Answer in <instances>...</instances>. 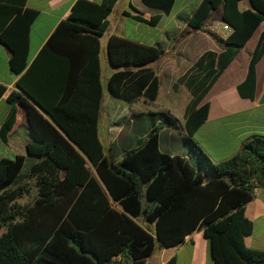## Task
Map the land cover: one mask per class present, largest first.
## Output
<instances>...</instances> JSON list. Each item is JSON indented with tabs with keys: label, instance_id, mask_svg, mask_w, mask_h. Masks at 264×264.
<instances>
[{
	"label": "trees",
	"instance_id": "obj_1",
	"mask_svg": "<svg viewBox=\"0 0 264 264\" xmlns=\"http://www.w3.org/2000/svg\"><path fill=\"white\" fill-rule=\"evenodd\" d=\"M172 1L143 0L164 11ZM240 1L202 0L187 23L192 31L202 30L212 12L220 10L222 23L230 28L225 39L209 33L222 52H206L190 69L204 73L187 84L192 99L182 139L194 153L195 162L161 152L157 127L119 162L103 152L97 135L101 98L98 38L106 30V18L117 0H102L100 4L77 0L36 61L56 45L73 48L85 57L88 66L92 57L93 74L86 71L81 77L87 85L94 82L96 97L79 104L67 102L66 90L60 97L53 94L45 70L40 73L43 82L33 79L35 63L27 68L29 30L38 13L0 4V43L10 51L11 71L22 74L18 89L36 105L17 93L10 94L12 107L0 130L5 141L14 123L13 104L17 101L24 106L36 139L26 144L27 157L35 159L26 172L25 157L0 161V229H4L0 264H145L156 243L175 248L198 229L208 241L214 264H264V250L250 249L244 243L253 229L244 207L255 189L264 188V136L254 135L234 156L219 163L193 139L207 118L209 104H202L204 96L264 23V0H248L245 11H239ZM134 19L155 26L160 18ZM162 53L159 47L117 36L107 41L113 67H143ZM263 53L264 32L250 55L247 76L237 88L240 96L253 98L254 68ZM158 89V78L146 68L118 71L106 85L109 95L126 103L141 96L153 102ZM3 92L0 86V94ZM154 116L177 126L167 113ZM33 189L37 191L35 199L19 204L18 200ZM164 264H176V259Z\"/></svg>",
	"mask_w": 264,
	"mask_h": 264
},
{
	"label": "crops",
	"instance_id": "obj_2",
	"mask_svg": "<svg viewBox=\"0 0 264 264\" xmlns=\"http://www.w3.org/2000/svg\"><path fill=\"white\" fill-rule=\"evenodd\" d=\"M21 1L0 0V4L7 7L18 6L38 13L30 26L26 59L27 68L34 63L36 65L33 79L41 81L40 73L45 70L50 91L60 97L66 90L68 103H84L88 97L89 100L95 99L96 85L94 82L87 85L81 77L86 71L93 74L92 57L88 66L85 57L73 48H61V45H56L45 58L42 57L36 62L57 26L68 19L77 0H25L23 3ZM87 1L100 4L102 0ZM201 1L173 0L167 11H164L146 5L143 0H117L107 16L106 30L98 38L101 98L97 135L104 154L112 157L115 162H119L124 153L144 141L153 128H158L153 123L151 129L146 130L144 126L148 118L164 126L158 132L161 152L195 162L194 153L182 139L186 134L184 130L186 109L192 99L187 84L195 76L202 78L204 73L190 69L206 52L215 54L222 52L209 33L222 39L230 33V30L223 29L221 12L218 19L211 14L202 30L189 29L188 20ZM238 9L239 11L249 9L248 0H241ZM124 13L127 15L124 16ZM136 16L146 21L152 16H159L160 19L155 26H149L136 21L134 19ZM263 32L264 23L255 30L244 49L238 52L202 100V104H209L208 114L205 122L193 135V139L214 163L234 156L242 144L254 135L264 136V53L254 68L253 98L240 96L237 89L247 76L250 55ZM110 36L159 47L163 53L159 59L143 67H113L107 55V41ZM61 53H65V56H59ZM67 54L70 55L69 59ZM9 59L10 51L0 43V86L4 89L0 94V130L12 107L8 101L10 94L17 93L36 106L18 89L17 81L22 74L16 75L11 71ZM140 68L149 69L159 80L158 93L153 102H148L141 96L131 103H126L109 95L106 85L114 73L121 70L135 72ZM13 106L16 109L14 123L5 141L0 136V161H13L18 156L25 157L23 171L26 172L35 161L34 158L27 157L26 144L35 142L36 139L26 119L24 106L17 101ZM159 113H167L176 120L177 126L169 125L163 118L154 116ZM175 128H180L181 138L177 136ZM113 149L116 150L113 152ZM244 215L253 225L252 233L244 237L245 245L250 249L264 250V188L255 189L253 198L244 207ZM172 257L176 259V264H214L210 257L208 241L203 237L201 229L188 235L184 242L175 248H165L156 243L154 252L146 259L145 264H164Z\"/></svg>",
	"mask_w": 264,
	"mask_h": 264
},
{
	"label": "rangeland",
	"instance_id": "obj_3",
	"mask_svg": "<svg viewBox=\"0 0 264 264\" xmlns=\"http://www.w3.org/2000/svg\"><path fill=\"white\" fill-rule=\"evenodd\" d=\"M220 10H216V11H214V12H212V15L213 16H215L217 19L220 17ZM154 123V125L156 124V126H158V128H159V131H160V129H163V125H161L159 122H156V121H154V120H152L151 118H148L146 121H145V129L146 130H150L151 129V127H152V124ZM175 130L177 131L176 133H177V136L179 137V138H181V130H180V128L178 129V128H175ZM104 146L106 147V144L104 143ZM116 149H113V152L115 151ZM117 157V156H116ZM117 159H119L118 157H117ZM116 161H119V160H116ZM36 194H37V191L35 190V189H33L32 190V193L29 195V196H24L23 198H21V199H19L18 200V203L19 204H21V205H23V204H26V203H31L32 201H33V199H35V197H36ZM140 223H143L142 221H140ZM4 231V229H0V234L2 233Z\"/></svg>",
	"mask_w": 264,
	"mask_h": 264
},
{
	"label": "built area",
	"instance_id": "obj_4",
	"mask_svg": "<svg viewBox=\"0 0 264 264\" xmlns=\"http://www.w3.org/2000/svg\"><path fill=\"white\" fill-rule=\"evenodd\" d=\"M223 29L224 30H230V28H228L227 26L223 25Z\"/></svg>",
	"mask_w": 264,
	"mask_h": 264
}]
</instances>
